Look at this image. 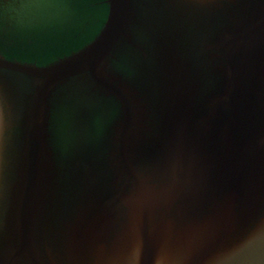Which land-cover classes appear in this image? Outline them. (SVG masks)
Instances as JSON below:
<instances>
[{
    "label": "water",
    "instance_id": "95a60500",
    "mask_svg": "<svg viewBox=\"0 0 264 264\" xmlns=\"http://www.w3.org/2000/svg\"><path fill=\"white\" fill-rule=\"evenodd\" d=\"M56 3L0 0V264H264V0Z\"/></svg>",
    "mask_w": 264,
    "mask_h": 264
},
{
    "label": "flooded vegetation",
    "instance_id": "af4514ba",
    "mask_svg": "<svg viewBox=\"0 0 264 264\" xmlns=\"http://www.w3.org/2000/svg\"><path fill=\"white\" fill-rule=\"evenodd\" d=\"M58 0H54L55 4H49V0H44V5L41 6L43 14V18H54L55 17V11H56V5ZM46 48V47H45Z\"/></svg>",
    "mask_w": 264,
    "mask_h": 264
},
{
    "label": "trees",
    "instance_id": "16d2710c",
    "mask_svg": "<svg viewBox=\"0 0 264 264\" xmlns=\"http://www.w3.org/2000/svg\"><path fill=\"white\" fill-rule=\"evenodd\" d=\"M2 7H4V6H0V10H1Z\"/></svg>",
    "mask_w": 264,
    "mask_h": 264
}]
</instances>
